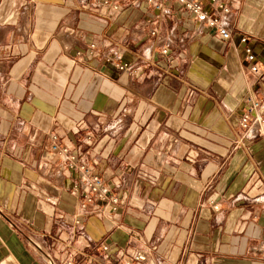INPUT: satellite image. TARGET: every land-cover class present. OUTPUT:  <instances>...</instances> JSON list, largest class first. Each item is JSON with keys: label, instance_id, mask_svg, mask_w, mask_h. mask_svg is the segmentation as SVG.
<instances>
[{"label": "crops", "instance_id": "crops-1", "mask_svg": "<svg viewBox=\"0 0 264 264\" xmlns=\"http://www.w3.org/2000/svg\"><path fill=\"white\" fill-rule=\"evenodd\" d=\"M105 1L0 0V264H264V0Z\"/></svg>", "mask_w": 264, "mask_h": 264}, {"label": "built area", "instance_id": "built-area-1", "mask_svg": "<svg viewBox=\"0 0 264 264\" xmlns=\"http://www.w3.org/2000/svg\"><path fill=\"white\" fill-rule=\"evenodd\" d=\"M183 8L193 14L199 21L205 23L207 28L213 29L217 32V35L219 38L227 43H232L233 41V33L229 29L228 25L222 18L219 16H209V9H205L203 6V3L199 0H176ZM111 3L110 1L106 0L104 4L109 5ZM212 5L217 6L221 11L222 14L228 15L230 13V10L228 7H226L223 3H221L219 0H211ZM112 4V3H111ZM114 8L118 9V4H114ZM154 34V32H153ZM241 43L243 45H247L249 43V38L242 37ZM94 48V46H92ZM243 55L245 57L246 62L250 63L252 65L251 70L253 73H259L260 72V66L257 63V54L254 49L247 46L243 49ZM164 53H167V51H164ZM117 68L119 70H125L128 67V64H124L119 62L117 65ZM239 127L240 129L245 133H252V131L257 128L258 130L261 129L264 130V103L260 100H257L255 98H249L247 106L243 112L242 117L239 121ZM55 144L52 145V148L54 150L58 149L57 137H53ZM66 154L67 151L63 150L61 151V154ZM62 156V155H61ZM64 158V157H63ZM71 160H75L74 157L71 158ZM66 161H70V159L67 157ZM70 168L77 167L81 172V180L83 183L86 184V187L90 193V197L88 198V202H94V199H98L99 201H106L109 194V189L104 185L103 180L100 176L94 174L91 172L89 167L85 164H78L76 162L71 161ZM113 204L117 203V200L114 198L112 200ZM104 250L107 251L108 247L105 246ZM146 261V256L142 253L137 252L133 255L131 259L126 260L123 264H139L144 263ZM51 264H54L51 262Z\"/></svg>", "mask_w": 264, "mask_h": 264}]
</instances>
